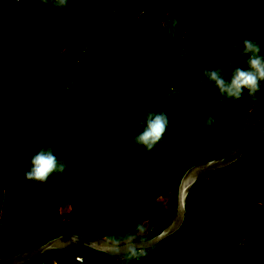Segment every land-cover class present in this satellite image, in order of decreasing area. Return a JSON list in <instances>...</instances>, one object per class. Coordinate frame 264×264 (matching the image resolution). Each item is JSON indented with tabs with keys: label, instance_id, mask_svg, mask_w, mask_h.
<instances>
[{
	"label": "trees",
	"instance_id": "trees-1",
	"mask_svg": "<svg viewBox=\"0 0 264 264\" xmlns=\"http://www.w3.org/2000/svg\"><path fill=\"white\" fill-rule=\"evenodd\" d=\"M233 2L141 0L129 4L116 16L110 17L107 10L101 11L100 15L104 18L101 25L96 23L97 13L90 11L80 19H67L80 5V0H69L67 9L51 8L46 12L40 11V2L30 21L38 11L43 50H31L29 40L22 60L19 61L16 7L13 0H0V96L3 97V104L0 105V139L3 141L10 137L9 128L15 135L21 129L19 120L24 117L21 94L23 85L30 78L35 77L38 81L47 75L40 63L55 64L54 75L63 76L68 65L62 62L58 65L55 54L69 45L86 40L107 26L135 21L134 28L128 32L108 68L91 83L79 86V94L64 102L66 106L58 111L57 117L47 127L46 141L53 147L58 158L68 162L64 174L53 175L44 183L43 190L38 191V183L26 181L23 176L31 155L26 151L13 154L14 161L6 174V187L8 192L15 193V202L25 197V203L13 205V208L22 211L16 215L14 223H26L30 219L33 224L29 228L19 229L13 223H5L2 215L0 256L16 255L63 234L104 239L113 232L129 231L134 224L145 220L152 229L146 238L148 240L170 223L175 210L168 211L160 206L156 214L151 210L155 206L146 199L147 194L155 188L165 187L167 193L171 192L175 196L179 180L186 169L200 161L217 159L237 146L244 121L248 113L254 110L253 100L247 97L246 92L240 100L221 104L215 100L216 93L211 85L205 88L195 84L196 79L202 75L200 66L203 59L207 58L209 65L229 53L230 61L220 65V68L222 65L227 66L225 75L237 64L244 66L245 58L239 55L237 45H234L235 31L231 30L235 22ZM244 9L252 17V22L243 27L241 40L248 37L258 42V34L264 26V0H245ZM168 11L175 14V18L170 21L168 28L156 32L159 35L152 34ZM174 20H178L179 24L174 25ZM182 37L187 42L189 37L190 41L176 55L170 49L178 47ZM166 45L168 48L164 52L157 56L151 55L152 51ZM260 47L264 52V39ZM76 55L75 52L68 53L70 63H73ZM210 95L213 96L211 100ZM257 97L264 100V85ZM183 99H186L188 106L178 115L176 105ZM149 108H163L169 121L171 113L176 118L170 121L164 136L166 139L172 138L173 149H169L166 156L135 172L131 190L118 199L122 203L115 210L107 204H101L103 201L96 189L90 192V197L96 202L81 211L70 207L69 199H63L54 192L64 176L74 177L79 174V177L103 179L106 175L100 177V172L130 157L135 149L132 138L136 134L137 121L144 110ZM197 112L215 116L216 123L211 130H205L196 123ZM72 131L76 132V136H69ZM16 137L22 139L23 136L17 134ZM7 146H0V151L10 152L11 143ZM200 151H204L206 156L200 157ZM5 157L6 154L3 163ZM0 166V169L4 167L3 164ZM163 169L170 170L165 177L161 176ZM214 172L218 175L217 179L204 178L207 175L204 173L193 187L187 199V215L180 232L160 243L154 250H148L147 257L139 262L133 261L132 264H157V258H161L164 264L166 259L180 263L183 251L193 243L195 227L204 212L212 213L215 218V222L204 229V242L211 259H216L218 264H224L225 261V264H264V122L252 125L250 148L241 160L234 167ZM124 200L131 204L123 203ZM254 200L259 203H254ZM28 202L31 204L30 212L26 207ZM60 203H64L63 215H69L70 221L56 223V219L41 215L56 209ZM232 224L240 232L233 240L228 231ZM67 225L73 228L71 233L62 229ZM17 229L25 230L26 233H14ZM209 233L210 237L206 240ZM75 248L89 250L80 246ZM69 250L47 253L40 259L46 263L52 257L49 264H61L73 254ZM97 254L99 260L95 264H111L114 259L105 254Z\"/></svg>",
	"mask_w": 264,
	"mask_h": 264
},
{
	"label": "rangeland",
	"instance_id": "rangeland-1",
	"mask_svg": "<svg viewBox=\"0 0 264 264\" xmlns=\"http://www.w3.org/2000/svg\"><path fill=\"white\" fill-rule=\"evenodd\" d=\"M139 1L141 0H80V5L75 8L73 13L69 15L67 19H80L86 14V12L90 11L93 14L97 13L96 15L98 16L96 17V23L101 25L104 23V18L102 15H100L101 11L107 10V13L110 17L116 16L129 4ZM33 2L35 5V0H33ZM244 2L245 0H234L233 2V13L235 19L234 24L236 26L233 24L231 26V30L235 31V46L237 45L238 41L241 40L243 27L252 22V17H250L248 12L244 9ZM49 9H51L50 3H45L44 0H42L40 11L46 12ZM38 13L39 12L37 11L31 24L28 26L31 50L32 48H35V50H43L44 41L42 35H40L39 32L40 15ZM173 18H175V14H173L171 11L166 12L159 24L155 27V29H153L152 34H155L157 31L162 29L168 28L169 23ZM134 25L135 21H131L127 24H119L117 26H107L97 31L86 40L77 44L69 45L67 48L54 55V57H57L56 62L58 65H61L60 62L68 65V70L63 76L60 74L54 75L53 68H56L55 64L50 62L47 64L40 63V67H42L44 74H47L48 76L46 75L45 78H40L38 81L35 77L30 78L23 85V92L21 94L23 97L22 108L24 117L22 116L20 118L19 122L21 124V129L18 133H16V135L19 134L23 137L22 139H19V137H16L11 128H9L8 131H10V137L4 141L0 139V146H4V144L7 146L9 142L11 143L10 152L7 150L0 151V165H4V167L0 169V220L1 216L4 215L3 221L5 223H13L14 227L16 228L23 229L25 227H31L30 225H32L33 222L30 219L26 221V223H14L16 221V215H20L22 211L13 208V205L16 203L17 206H20L21 204L25 203V197L22 196L19 199V202H15V193L8 192L6 187V174L9 165L14 161L13 154L16 151H18L20 154L26 151L29 155H33L39 150L40 147L49 145V143L46 141L47 127L51 121L57 117L58 111L66 106L64 105V102L69 97L79 94L77 93L79 86L82 84L91 83L103 70L108 68L111 59L119 51L128 32L134 28ZM156 34L159 35V33ZM187 39L188 42L182 37L179 42V46L171 48L170 51L176 55H179L181 53L182 47L189 43V37H187ZM263 39L264 26L261 28V31L258 34L259 45ZM167 48L168 45L156 49L152 51L151 55L157 56L164 52ZM52 52L53 51L50 53ZM69 52L77 53L73 63L69 62ZM230 59V54L227 53L220 56L212 64L208 65V60L206 58V60H202L200 69L204 66H208L207 68H211L213 66L220 67L222 63L230 61ZM226 68L227 66H221V70L223 72L226 70ZM177 84H179V82ZM1 104H3V97L0 96V105ZM186 106H188L186 99H183V101L179 102V104L176 105L177 114H182L187 109ZM261 107H264V100H253L252 109H258ZM172 115L173 113H171V122L176 119L175 117H172ZM69 136H76V132H70ZM8 148L9 147L7 146V149ZM169 149H173L171 137L169 139L164 138L163 141L158 144L152 152H145L142 148L135 146L134 153L130 157L121 160L117 166L100 172V177L105 174V178L102 179L101 177L95 179L94 177H79V174H75L74 177L64 176L60 182H58L59 186L54 189V192H56L63 199H69L71 201V203H69L70 207L75 208L77 211H81L83 210L82 208L87 209L91 203L96 202L92 197H90V195H92L90 192L93 193V189H96L100 200L103 201L101 204H107L115 210L116 206L122 203L118 199L124 197V195H127V193L131 190L135 172L139 168L148 165V163L166 156V154L169 153ZM4 154H6V161L3 163L2 159L4 158ZM199 154L200 157L206 156L204 151H200ZM230 166L234 167L235 164L234 166ZM166 171L168 172V169H163L161 171L162 177H165ZM206 174L207 175H205L204 178L206 177L211 180L217 179L218 177L214 171L208 172ZM53 186H56V184H53ZM43 188L44 184L36 185V189L38 191L43 190ZM124 192L125 194H120ZM146 199H148L155 206V208H151V210H153V212L156 214L159 211L158 208L160 206L168 211H173L176 208V195L173 196L171 192L167 193V189L165 187H162L161 189L155 188L153 191H150L147 194ZM126 202L127 200L123 201V203ZM205 203L207 204L208 202ZM254 203L259 202L258 200H254ZM27 204V211L30 212L31 204L29 202ZM129 204L131 203L127 202V205ZM63 206L64 203H60L56 205V209H52L50 212H43L41 215L47 218L52 217L53 219H56V223H59V221H70L71 218L69 215H63ZM126 216L130 217V215ZM142 223L145 224V238H147L150 236L152 229L149 228L147 220L143 221ZM60 225L62 227L63 223ZM19 229L14 230L13 232L26 233L25 230ZM62 229L68 233L73 231V228H71L69 225L63 227ZM228 231L232 240L234 237H238L240 235L238 228L234 224L228 228ZM0 233H3L1 222ZM10 234L11 233H9V235ZM69 251L79 254L82 259L85 258V264H95L99 260V255L97 252L92 250L89 251L71 247ZM49 260H52V257H50ZM225 263L226 261L224 264ZM31 264H45V260L38 259V261L35 260Z\"/></svg>",
	"mask_w": 264,
	"mask_h": 264
},
{
	"label": "clouds",
	"instance_id": "clouds-1",
	"mask_svg": "<svg viewBox=\"0 0 264 264\" xmlns=\"http://www.w3.org/2000/svg\"><path fill=\"white\" fill-rule=\"evenodd\" d=\"M50 3L53 9L64 10L69 7V0H44ZM174 25L179 21L174 20ZM239 55L244 57V66L235 65L227 75L220 67L202 68V75L196 79L195 84L207 88L212 86L216 93L215 100L221 104L226 101L240 100L244 93L251 100H256L257 94L264 85V52L258 42L245 37L237 43ZM213 99V96H209ZM196 123L205 130H211L216 123L215 116L203 112L196 113ZM170 121L163 108L145 109L144 114L137 121L136 134L132 138L133 144L145 152H152L160 144L168 130ZM147 166V165H146ZM68 168L64 158H58L51 145L39 148L37 152L28 157V166L23 173L24 179L33 183L44 184L53 175H62ZM170 171V170H168ZM167 175V171L165 172ZM146 227L142 222L134 224L133 228L123 233H111L104 237L107 252L119 261V264H132L148 256L144 247Z\"/></svg>",
	"mask_w": 264,
	"mask_h": 264
},
{
	"label": "water",
	"instance_id": "water-1",
	"mask_svg": "<svg viewBox=\"0 0 264 264\" xmlns=\"http://www.w3.org/2000/svg\"><path fill=\"white\" fill-rule=\"evenodd\" d=\"M13 2L18 14L16 32L19 43L18 59L21 61L29 41L27 27L33 17L35 7L39 6L42 0H35V5L33 0H13ZM257 122H264V107L254 109L248 113L241 131L240 140L233 150L217 159L200 161L199 163L191 165L184 171L179 180L176 192L175 215H173L170 223L159 234L146 240L144 247L147 250H154L160 243L180 232L187 215V199L196 182H198L204 173L224 169L240 161L250 148V129H252V125ZM213 222H215V218L212 213L204 212L201 215L200 221L195 227L196 232L193 243L189 245L181 255L183 264H211V254L204 242V229ZM105 243V240L98 236L63 234L43 245L27 249L16 255L9 257L0 256V264H28L34 260L40 259L47 253L65 251L71 247L79 246L113 257L107 252ZM82 262L83 259L81 257L69 256L66 258L65 262L61 264ZM157 262L158 264H162L160 260ZM49 263L50 260L47 259L45 264Z\"/></svg>",
	"mask_w": 264,
	"mask_h": 264
},
{
	"label": "flooded vegetation",
	"instance_id": "flooded-vegetation-1",
	"mask_svg": "<svg viewBox=\"0 0 264 264\" xmlns=\"http://www.w3.org/2000/svg\"><path fill=\"white\" fill-rule=\"evenodd\" d=\"M31 22V21H30ZM29 25H30V23H29ZM28 25V26H29ZM27 30H28V27H27ZM28 32H29V30H28ZM29 40H30V38H29ZM16 43H17V45L19 46V43H18V38H16ZM28 43H29V41H28ZM27 47V46H26ZM209 237H210V233L208 234V235H206V240H208L209 239ZM69 256H75V257H80V255L79 254H71V255H69ZM158 260H160L161 262H162V259L161 258H157V261ZM165 262H166V264H183L182 263V261L180 262V263H172L171 261H167V259L166 260H164ZM84 263H86V259L85 258H83V262L81 263V264H84ZM75 264V263H74ZM111 264H119V261L116 259V258H114V259H112L111 260ZM157 264H158V262H157ZM162 264H164L163 262H162ZM211 264H218V262H217V260L216 259H211Z\"/></svg>",
	"mask_w": 264,
	"mask_h": 264
}]
</instances>
